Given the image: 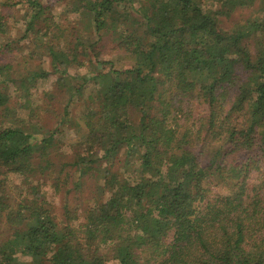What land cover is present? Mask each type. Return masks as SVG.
<instances>
[{
	"label": "trees",
	"instance_id": "16d2710c",
	"mask_svg": "<svg viewBox=\"0 0 264 264\" xmlns=\"http://www.w3.org/2000/svg\"><path fill=\"white\" fill-rule=\"evenodd\" d=\"M256 4L253 19L228 24ZM16 7L22 40L46 50L70 98L45 131L30 96L50 72L19 74L12 41L0 46V264H264V0H68L66 26L41 0H0V36ZM86 62L89 73L69 75ZM89 86L85 134L71 141L81 151L55 171L58 128ZM91 169L102 183L83 220L66 206L58 221L34 181L80 189Z\"/></svg>",
	"mask_w": 264,
	"mask_h": 264
},
{
	"label": "rangeland",
	"instance_id": "374dc122",
	"mask_svg": "<svg viewBox=\"0 0 264 264\" xmlns=\"http://www.w3.org/2000/svg\"><path fill=\"white\" fill-rule=\"evenodd\" d=\"M46 4L51 5V13L55 15L56 18L65 26L73 19L72 14H68V0H41ZM68 7V8H67ZM5 13L10 15L9 17V28L10 34L7 37L0 36V46L6 44L7 42L12 41L11 48L13 47V53L7 55V61H11L14 68L19 74L27 73L33 69H44L50 72V75L46 79L39 80L35 88L31 90V104L35 109L36 114L38 115L39 122L46 129L45 131L52 132L58 122L57 116H61L64 113V108L66 102L70 98V93L66 88L58 87L57 80L61 74H55L54 68L51 66V57L48 56L46 50L42 49L38 42L32 41L30 39L22 40L24 33V11L20 7L10 9L5 11ZM259 13V6L256 4L252 9L241 10L237 12L233 19L228 23L233 25L235 23L244 22L248 19H253ZM69 28H73V35L80 36L81 42L88 44L89 42L94 41L93 37L90 38L89 34L85 32L84 25L81 22H74L69 25ZM83 38V40H82ZM34 46L36 48L34 49ZM118 55L104 56V58L116 59ZM0 59L5 60L4 57L0 56ZM84 61H87L86 58L80 57ZM90 65L89 62H86V66L83 68H75L71 66L68 69L70 76L84 75L89 73ZM62 70L67 71L66 68L62 67ZM78 81L74 84L78 85ZM91 87L86 88L85 95L82 98H75L70 106L69 118L71 123L61 124L58 128L56 135V144L54 151L52 153V159L54 162V170L58 171L61 167V164L69 163L72 164L75 161L76 151H81V146H78V143L75 144L73 148L71 141H78L82 143V137L85 134L79 119L83 117L84 113L88 108V98L87 96L91 93ZM13 92V90H11ZM46 93H50L51 97H47ZM14 95V94H13ZM20 101V99H19ZM12 102H15L12 99ZM23 117H27L26 111L22 112ZM35 117V116H34ZM48 135V133L43 134ZM42 135H36L37 139L43 137ZM102 153L99 152V156ZM122 163H116L112 167L113 171H119L124 176H128L124 168H121ZM99 169L104 171L106 167H109L110 164L106 162H100ZM96 167V166H93ZM66 172L71 174V182L75 179V176L78 177L79 172L75 168L66 167ZM78 172V173H77ZM58 172L55 173V175ZM35 184H40L43 188L47 201L50 203V209L57 217L59 221L63 218L65 214V208L68 206V209L71 213H76L79 217V222L83 220V214L89 205L93 203L91 198H94V194L91 193L92 189L98 188V185H101L102 179L98 177V172L96 169H91L88 173L82 178V186L80 189H72L73 185L61 186L60 192H55L53 188L54 180L49 176L47 177H38L35 181ZM8 190L10 189L11 193H14L16 188L23 192V186L21 180L18 177L10 176L7 181ZM66 189H70L72 192L66 194ZM215 193L219 190L214 188L211 189ZM107 195H99L98 199L100 201L105 200ZM22 261L26 260L25 258H20Z\"/></svg>",
	"mask_w": 264,
	"mask_h": 264
},
{
	"label": "clouds",
	"instance_id": "9594fccd",
	"mask_svg": "<svg viewBox=\"0 0 264 264\" xmlns=\"http://www.w3.org/2000/svg\"><path fill=\"white\" fill-rule=\"evenodd\" d=\"M190 252L192 253L193 256L198 255V253L195 252V249L194 248L191 249Z\"/></svg>",
	"mask_w": 264,
	"mask_h": 264
}]
</instances>
